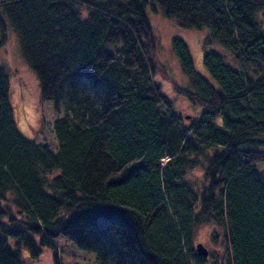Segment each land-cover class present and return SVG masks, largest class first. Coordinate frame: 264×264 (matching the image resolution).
<instances>
[{
  "label": "trees",
  "instance_id": "1",
  "mask_svg": "<svg viewBox=\"0 0 264 264\" xmlns=\"http://www.w3.org/2000/svg\"><path fill=\"white\" fill-rule=\"evenodd\" d=\"M148 7L202 33L206 75L181 36L169 44L197 119L154 78ZM6 22L63 112L55 149L26 137L0 65V264L45 248L60 264L58 235L99 264H207L192 243L210 222V264H264V0H0V47Z\"/></svg>",
  "mask_w": 264,
  "mask_h": 264
},
{
  "label": "rangeland",
  "instance_id": "2",
  "mask_svg": "<svg viewBox=\"0 0 264 264\" xmlns=\"http://www.w3.org/2000/svg\"><path fill=\"white\" fill-rule=\"evenodd\" d=\"M148 17L153 31L158 38L159 63L164 66L163 73L158 72L155 80L173 103V108L180 116L194 120L200 115L202 106L192 102L186 96L175 90L176 85H183L186 81L179 65L178 58L170 49V40L173 34L182 37L187 44L193 59L194 68L202 75L206 70L202 62V33L196 29L177 31L176 21L162 16L159 12L148 7ZM6 41L0 47V65L5 69L9 79V98L13 106L14 120L17 128L28 138L37 142L47 143L52 149L56 148V139L52 131L53 120L62 114L57 111L50 100L40 97L39 83L34 71L23 59L18 46L17 38L11 26L6 22ZM28 101H31L29 103ZM216 229L217 236L212 239ZM221 230L213 223H201L195 227L193 247L202 244L208 254L205 262L210 264L220 253ZM60 264H99L93 252L79 248L71 239L64 235L54 238ZM27 251L22 250V255ZM30 264H53V253L45 248L35 259L25 258Z\"/></svg>",
  "mask_w": 264,
  "mask_h": 264
},
{
  "label": "water",
  "instance_id": "3",
  "mask_svg": "<svg viewBox=\"0 0 264 264\" xmlns=\"http://www.w3.org/2000/svg\"><path fill=\"white\" fill-rule=\"evenodd\" d=\"M196 253L200 256L206 257L208 252L207 250L204 248V246L200 243H198L195 247Z\"/></svg>",
  "mask_w": 264,
  "mask_h": 264
},
{
  "label": "bare ground",
  "instance_id": "4",
  "mask_svg": "<svg viewBox=\"0 0 264 264\" xmlns=\"http://www.w3.org/2000/svg\"><path fill=\"white\" fill-rule=\"evenodd\" d=\"M29 103H31V101H28Z\"/></svg>",
  "mask_w": 264,
  "mask_h": 264
}]
</instances>
